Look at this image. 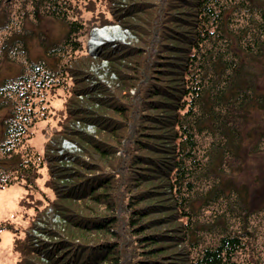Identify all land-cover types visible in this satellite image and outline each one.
Instances as JSON below:
<instances>
[{
	"label": "trees",
	"instance_id": "16d2710c",
	"mask_svg": "<svg viewBox=\"0 0 264 264\" xmlns=\"http://www.w3.org/2000/svg\"><path fill=\"white\" fill-rule=\"evenodd\" d=\"M51 1L57 8L41 0L30 14L66 25L63 42L72 55L64 63L57 57V70L39 72L40 61L29 63L36 75L0 83V110L6 111L0 188L18 180L34 184L38 167L14 149L36 121L33 98L47 86L67 90L59 127L42 155L44 184L53 198L36 211L30 227L41 221L36 233L26 230L15 241V264H239L246 231H229L224 219L201 225L193 218L191 192L207 203L214 195L195 191L188 178L199 179L208 168V161L189 167L198 148L195 136L206 133L194 107L209 95L218 110L208 116L215 121L244 92L264 109V90L255 91L250 71L264 57V0H125L121 6L112 0L110 17L100 15L101 24H118L135 41L99 52L96 60L106 58L110 67L96 73L83 48L73 55L70 47L82 26L69 13L73 0H61L64 6ZM41 3L46 12L38 11ZM64 141L75 149H66ZM251 150H264V129ZM7 161L14 162L9 170ZM247 208L242 203L241 217L263 212L264 204Z\"/></svg>",
	"mask_w": 264,
	"mask_h": 264
},
{
	"label": "rangeland",
	"instance_id": "374dc122",
	"mask_svg": "<svg viewBox=\"0 0 264 264\" xmlns=\"http://www.w3.org/2000/svg\"><path fill=\"white\" fill-rule=\"evenodd\" d=\"M38 1L41 0H32L31 3L30 0H0V83L5 80L9 83L19 81L11 79L20 75V79L36 75V68L32 69L29 63L37 64L40 61L39 72L50 67L57 70V57L64 63L72 55L70 48L63 42L68 30L66 25L50 16H40V12L38 17L35 13L30 14L31 6L36 7ZM120 1L126 2L118 0L115 5L121 6ZM108 2L109 7H112V0L70 2L74 8L69 13L75 14L82 25L71 35L77 42L70 47L73 48V55L80 52L78 48H83L80 53L89 55L91 72L98 69L106 71L110 67L106 58H101L99 62L96 60L104 48L112 52L116 44L122 46L123 42H129L127 40L135 41L134 36L118 24H101L102 16L110 17ZM47 3L49 8H57L56 3L51 0ZM59 5L64 6L61 0ZM38 8V11L46 12L44 3ZM98 16L101 18L98 19ZM62 44L66 49L59 52L58 48L62 47ZM112 55L116 56L115 52ZM250 68L253 72L255 91L264 90V57L254 61ZM161 73L166 75L167 72L162 70ZM97 76L103 79L102 74ZM240 87H245L242 81ZM45 89L33 98L32 112L36 121L14 149L15 153L21 154L38 167L39 176L34 184H28V187L22 180H18L0 188V223H4L2 227L7 224L10 226L0 230V264H15L19 255L15 241L22 240L26 236V230L36 233L37 227L42 224L41 221L36 222L35 229H31L36 211L47 206L48 200L53 198L52 192L44 184L47 175L42 164V155L51 132L59 127L62 101L67 95V90L66 87L53 89L48 86ZM198 104L194 111L200 114L201 130L206 129V133L195 136L198 148L195 150V160L190 162L189 167L193 169L197 163L208 161V168L199 172V179L190 178L191 176L188 178L194 184L195 191L207 194L214 191V195L211 197L212 202L207 203L200 194L198 197V194L191 192L188 199L194 211L193 218L201 225L212 224L215 219L221 224V219H224L223 224H226L229 231L244 229L246 247L239 264H264V211L256 212L248 218L241 217L242 203L248 205L247 209L264 204V150H251L257 133L264 129V109L254 104L243 92L234 97L231 102L233 106L222 109V118L219 112V117L213 121L208 114L218 109L209 95H203ZM202 105L203 109L208 111L207 114L203 113ZM5 113L4 109L0 110V136ZM216 125L220 126L219 131L215 128ZM92 130L93 128L89 127L87 131ZM63 146L68 150L75 149L74 145L67 141L63 142ZM14 162H5L8 170ZM187 186L190 187V183ZM204 228L208 229L205 226Z\"/></svg>",
	"mask_w": 264,
	"mask_h": 264
}]
</instances>
